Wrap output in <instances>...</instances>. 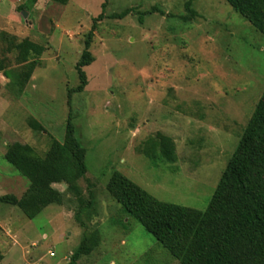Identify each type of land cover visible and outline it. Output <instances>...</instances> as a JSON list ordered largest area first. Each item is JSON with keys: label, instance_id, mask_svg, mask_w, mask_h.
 <instances>
[{"label": "rangeland", "instance_id": "374dc122", "mask_svg": "<svg viewBox=\"0 0 264 264\" xmlns=\"http://www.w3.org/2000/svg\"><path fill=\"white\" fill-rule=\"evenodd\" d=\"M26 2L0 0V196L30 188L9 146L45 156L70 114L88 172L80 191L52 184L56 197L34 216L0 201V264H69L94 231L100 242L78 264H182L107 185L120 171L162 201L207 209L264 95V34L226 0H108L102 21L105 0H34L25 17ZM26 38L45 46L31 72L15 47ZM83 58L88 84L71 96ZM159 131L176 141V161Z\"/></svg>", "mask_w": 264, "mask_h": 264}, {"label": "trees", "instance_id": "16d2710c", "mask_svg": "<svg viewBox=\"0 0 264 264\" xmlns=\"http://www.w3.org/2000/svg\"><path fill=\"white\" fill-rule=\"evenodd\" d=\"M226 1L264 34V0ZM31 2L28 0L19 6L22 14L24 9L30 11ZM102 7L103 11L95 21L106 17L108 0ZM15 47L19 50V63H23L22 67L28 72L38 61L33 59L40 58L45 50L44 45L29 38L21 40ZM90 64L86 58L78 62L80 83L71 90V96L85 90L88 78L84 66ZM3 68L0 64V70ZM14 74L19 76V72ZM24 83L19 80L21 86ZM32 124L37 130L45 129L38 120ZM156 136L162 152L176 161L178 152L174 138L160 131ZM86 154L87 149L77 137L71 114L64 141L53 138L45 156L38 154L28 143L11 144L5 157L29 180L30 188L19 201L16 196L9 195L0 196V201L13 200L25 207L24 211L30 217L56 197L52 184L66 183L71 190L80 191L78 181L88 172ZM107 190L182 264H264V95L207 209L162 201L120 171L113 173ZM99 242L98 231L86 235L69 264H78L80 258L90 254ZM3 259L0 252V263Z\"/></svg>", "mask_w": 264, "mask_h": 264}, {"label": "water", "instance_id": "95a60500", "mask_svg": "<svg viewBox=\"0 0 264 264\" xmlns=\"http://www.w3.org/2000/svg\"><path fill=\"white\" fill-rule=\"evenodd\" d=\"M28 13H29V12H28V11H26V10H24V11H23V15H24L25 17H27V16H28Z\"/></svg>", "mask_w": 264, "mask_h": 264}, {"label": "built area", "instance_id": "2783aa9c", "mask_svg": "<svg viewBox=\"0 0 264 264\" xmlns=\"http://www.w3.org/2000/svg\"><path fill=\"white\" fill-rule=\"evenodd\" d=\"M50 255L54 256L55 255V252L54 251H50Z\"/></svg>", "mask_w": 264, "mask_h": 264}]
</instances>
